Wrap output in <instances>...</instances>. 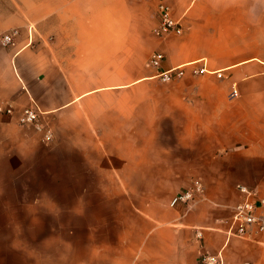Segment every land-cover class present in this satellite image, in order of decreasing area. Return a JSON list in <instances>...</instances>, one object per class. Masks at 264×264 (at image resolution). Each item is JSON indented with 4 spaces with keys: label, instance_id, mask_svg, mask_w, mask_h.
Returning a JSON list of instances; mask_svg holds the SVG:
<instances>
[{
    "label": "crops",
    "instance_id": "1",
    "mask_svg": "<svg viewBox=\"0 0 264 264\" xmlns=\"http://www.w3.org/2000/svg\"><path fill=\"white\" fill-rule=\"evenodd\" d=\"M158 1L0 0V142L62 177L65 213L21 264H264V242L229 234L237 185L264 199V0H162L181 25L162 36ZM29 106L52 140L19 124Z\"/></svg>",
    "mask_w": 264,
    "mask_h": 264
},
{
    "label": "rangeland",
    "instance_id": "2",
    "mask_svg": "<svg viewBox=\"0 0 264 264\" xmlns=\"http://www.w3.org/2000/svg\"><path fill=\"white\" fill-rule=\"evenodd\" d=\"M50 133L52 140L55 129L50 127ZM38 164L31 149L0 142V264H21L32 253L44 252L50 244V216L65 214L62 207H50V199L63 195L50 193V183L61 184L62 177L42 174Z\"/></svg>",
    "mask_w": 264,
    "mask_h": 264
},
{
    "label": "built area",
    "instance_id": "3",
    "mask_svg": "<svg viewBox=\"0 0 264 264\" xmlns=\"http://www.w3.org/2000/svg\"><path fill=\"white\" fill-rule=\"evenodd\" d=\"M157 25L154 28V33L157 36L165 35L169 32H179L181 25L178 20L171 16L170 7L159 0L157 3ZM4 43L11 41L9 34H4ZM163 58V54L160 52H152L148 58V64L150 66H158ZM183 74L180 68H171L166 71H162L156 74V77L161 81H168L171 78L180 77ZM15 109L12 105H0V113L13 114ZM17 120L21 125H32L37 130H44V139L49 141L51 133L49 128H44L40 119L38 110L33 107H24L18 111ZM240 192L243 194L242 200L235 206L234 213L232 215L231 228L229 234L239 237H258L261 242H264V213L257 211L258 206L264 205V199L256 200L255 193L247 186L238 184ZM202 192V184L199 181H195L190 187H187L178 193H176L170 200V205L177 203H189L194 199L195 194ZM196 237L200 238V231L196 232ZM200 264H224L223 255L221 252L215 254L209 252L200 253Z\"/></svg>",
    "mask_w": 264,
    "mask_h": 264
}]
</instances>
